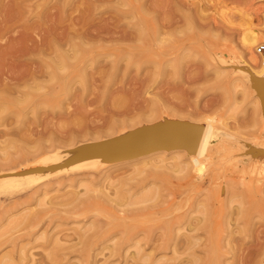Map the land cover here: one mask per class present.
Here are the masks:
<instances>
[{"label": "rangeland", "instance_id": "obj_1", "mask_svg": "<svg viewBox=\"0 0 264 264\" xmlns=\"http://www.w3.org/2000/svg\"><path fill=\"white\" fill-rule=\"evenodd\" d=\"M18 1L0 0V174L16 170L0 181V264H264V105L244 69L261 63L264 0H20L23 11ZM252 27L251 51L240 38ZM147 105L211 118L201 171L169 152L44 170L57 149L83 156L156 123L132 119Z\"/></svg>", "mask_w": 264, "mask_h": 264}, {"label": "bare ground", "instance_id": "obj_2", "mask_svg": "<svg viewBox=\"0 0 264 264\" xmlns=\"http://www.w3.org/2000/svg\"><path fill=\"white\" fill-rule=\"evenodd\" d=\"M20 1V0H19ZM19 1H18V3H17V6H18V4H19ZM54 2H55V0H53ZM53 1H52V3H53ZM58 1V0H57ZM74 1V0H73ZM90 1V0H89ZM9 2V1H8ZM32 2V1H31ZM6 3V2H5ZM33 3V2H32ZM91 2H89V3H87V4H90ZM8 4V3H7ZM6 4V5H7ZM9 4H11V2L9 3ZM13 4V3H12ZM25 4H27V3H25ZM51 4V3H50ZM49 4V5H50ZM61 4H63V3H61ZM20 5V4H19ZM27 5H29V4H27ZM54 5V4H53ZM56 5V4H55ZM59 5V4H58ZM15 6V5H14ZM25 6V5H24ZM30 6V5H29ZM33 6H34V4H33ZM51 7H53L52 5H50ZM57 6V5H56ZM56 6H54V7H56ZM68 6V5H67ZM23 7V6H22ZM22 7L21 8H19V6H18V8L19 9H21L22 11H23V9H22ZM8 9L10 8L9 6L7 7ZM16 8V7H15ZM14 8V9H15ZM25 8H27V6L25 7ZM30 8V7H29ZM28 8V11H30L31 9H29ZM31 8H33V7H31ZM57 8H59V7H57ZM147 8V7H146ZM13 9V8H12ZM49 9V8H48ZM54 9V8H53ZM86 9V8H85ZM84 9V10H85ZM117 9V8H116ZM27 10V9H26ZM47 10V9H46ZM55 10V9H54ZM89 10V9H88ZM14 11V10H13ZM61 11V10H60ZM66 11V10H65ZM86 11H87V9H86ZM148 11V10H147ZM5 12H6V10H5ZM4 12V13H5ZM47 12V11H46ZM81 12H83V11H81ZM117 12V11H116ZM123 12V11H122ZM20 13V12H19ZM88 13V12H87ZM5 14H7V13H5ZM4 14V15H5ZM14 14H15V12H14ZM23 14V13H22ZM89 14V13H88ZM19 15V14H18ZM25 15V14H24ZM41 15V14H40ZM45 15V14H44ZM61 15V14H60ZM8 16V15H7ZM6 16V17H7ZM22 15L20 14V17H21ZM78 16V15H77ZM10 17H11V14H10ZM15 18H16V16H14ZM66 17V16H65ZM80 17V16H79ZM83 17V16H82ZM86 17V16H85ZM24 18H26V16L24 17L23 16V19ZM41 18H42V15H41ZM62 18V17H61ZM88 18V17H87ZM147 18V17H146ZM22 19V18H21ZM34 19V18H33ZM56 19H58V18H56ZM64 19H66V18H64ZM17 21H18V19H16ZM36 20H38V19H36ZM45 20V19H44ZM73 20V19H72ZM84 20V19H83ZM102 20V19H101ZM150 20V19H149ZM148 20V21H149ZM8 21V20H7ZM64 21V20H63ZM62 21V22H63ZM66 21V20H65ZM79 21V20H78ZM85 21V20H84ZM104 21H105V19H104ZM35 22H38V21H35ZM45 22H46V20H45ZM54 22H55V20H54ZM57 22V21H56ZM87 22H88V20H87ZM150 22V21H149ZM6 23V22H5ZM16 24H17V22H15ZM97 23V22H96ZM12 24H14V23H12ZM52 24H53V22H52ZM57 23H55V25H56ZM59 24H61V23H59ZM63 24V23H62ZM89 24V23H88ZM100 24V23H99ZM104 24V23H103ZM155 24V23H154ZM9 25H11V24H9ZM54 25V26H55ZM102 25V24H101ZM15 26V25H14ZM81 26H82V24H81ZM105 26V25H104ZM109 26V25H108ZM61 27V26H60ZM14 28V27H13ZM15 28H16V26H15ZM14 28V29H15ZM49 28V27H48ZM51 28V27H50ZM57 28V27H56ZM63 28H64V26H63ZM70 28V27H69ZM76 28V27H75ZM92 28H94L95 29V27H94V25H93V27ZM109 28V27H108ZM7 29H8V27H7ZM6 29V30H7ZM55 29V28H54ZM77 29V28H76ZM94 29H93V31H94ZM98 28H96V30H97ZM50 30V29H49ZM63 30V29H62ZM87 30V29H86ZM100 30H102V29H100ZM106 30V29H105ZM9 31V30H8ZM47 31V30H46ZM55 31V30H54ZM79 31V30H78ZM77 31V32H78ZM115 31V30H114ZM59 32H61V31H59ZM67 32H69V31H67ZM85 32V31H84ZM97 32H99L98 30H97ZM105 32V31H104ZM109 32H111V33H113L112 31H109ZM50 33V32H49ZM156 33V32H155ZM27 34V33H26ZM89 34V33H88ZM98 34V33H97ZM104 34V33H103ZM106 34V33H105ZM105 34L103 35L104 37H106L107 36V34H106V36H105ZM110 34V33H109ZM116 34V33H115ZM141 34V33H140ZM154 34V33H153ZM53 35V34H52ZM56 35H57V33H56ZM72 35V34H71ZM91 35H93V34H90V35H88L87 37H89V36H91ZM120 35V34H119ZM122 35V34H121ZM24 36H26V35H24ZM28 36V35H27ZM26 36V37H27ZM96 36V35H95ZM99 36H100V34H99ZM103 36L101 37V38H103ZM116 36V35H115ZM114 36V37H115ZM145 36V35H144ZM53 37V36H52ZM68 37V36H67ZM75 37V36H74ZM77 37L78 38H81L82 40H84L83 38H84V36L82 35V34H78L77 35ZM93 37L94 36H92V39H93ZM97 37V36H96ZM111 37H112V35H111ZM121 37V36H120ZM23 38H25V37H23ZM23 38H21V39H23ZM44 38V37H43ZM95 38V37H94ZM118 38H119V36H118ZM131 38V37H130ZM259 38H260V36H259V33H258V31L257 30H255V29H253V27L252 28H247V29H245V31L243 32V34H242V36H241V38H240V41H242L243 42V44H245L248 48H250V50L252 51V47H253V45L259 40ZM3 39V38H2ZM111 39V38H110ZM17 40V39H16ZM15 40V41H16ZM28 40H30V39H28ZM56 40V39H55ZM67 40V39H66ZM104 40H106V39H104ZM119 40V39H118ZM145 39L143 38V41H144ZM154 40V39H153ZM25 41H26V39H25ZM42 41V40H41ZM53 41V40H52ZM56 41H58V40H56ZM55 41V42H56ZM85 41H86V39H85ZM84 41V42H85ZM89 41V40H88ZM135 41V40H134ZM146 41V40H145ZM22 42V41H21ZM30 42H31V40H30ZM43 42V41H42ZM54 42V41H53ZM147 42V41H146ZM26 43V42H25ZM28 43V42H27ZM36 43V42H35ZM58 43V42H57ZM68 43V42H67ZM145 43V42H144ZM21 44V43H20ZM22 44H24V43H22ZM39 44V43H38ZM37 44V45H38ZM41 44V43H40ZM86 44V43H85ZM27 45V44H26ZM44 45V44H43ZM56 45V44H55ZM57 45H59V44H57ZM68 45V44H67ZM150 45V44H149ZM12 46H14V45H12ZM20 46V45H19ZM27 46H29V45H27ZM49 46H50V44H49ZM21 47V46H20ZM30 48H31V46H29ZM57 48H60V45H59V47L58 46H56ZM86 47V46H85ZM7 48V47H6ZM17 48H19V47H17ZM23 48V47H22ZM99 48V47H98ZM134 48H136V47H134ZM36 49V48H35ZM2 50V49H1ZM0 50V51H1ZM79 49L77 48V51H78ZM129 50V49H128ZM130 50H132L131 48H130ZM10 51V50H9ZM21 52V49H19L18 50V52ZM27 51H29L28 50V47H27ZM30 51H31V49H30ZM70 51H71V49H70ZM17 52V53H18ZM22 52H24V51H22ZM21 52V53H22ZM58 52H61V51H59L58 50ZM57 52V53H58ZM154 52V51H153ZM1 53H3V52H1ZM32 53V52H31ZM37 53V52H36ZM254 55L256 56V57H258V55L255 53V50H254ZM59 54V53H58ZM65 54V53H64ZM63 53L61 54L62 56L64 55ZM223 54V53H222ZM222 54H220L219 52H218V57H219V61L221 62V63H224V56L222 55ZM2 55V54H1ZM60 55V54H59ZM133 56L135 57V58H138V60H140V59H144L146 56L143 54H141V51H137V49H135L134 51H133ZM5 57V56H4ZM7 57V56H6ZM10 57V56H9ZM19 58V57H18ZM17 58V59H18ZM152 58V57H151ZM150 58V59H151ZM91 59V58H90ZM120 59V58H119ZM254 59V58H253ZM1 60V59H0ZM4 60V59H3ZM68 61H69V59H67ZM71 60V59H70ZM92 60V59H91ZM149 60V59H148ZM252 60V59H251ZM6 61H7V58H6ZM16 61V60H15ZM33 61V60H32ZM34 61H35V59H34ZM37 61V60H36ZM67 61V62H68ZM76 61V60H75ZM156 61V60H155ZM255 63H256V60H253ZM69 62H72V61H69ZM128 62V61H127ZM146 62V61H145ZM2 63H4L3 61H2ZM56 63V62H55ZM66 63V62H65ZM64 63V64H65ZM99 63H100V61H99ZM131 63V62H130ZM130 63H129V65H130ZM138 63V62H137ZM142 63H143V61H142ZM254 63V64H255ZM4 64H6V63H4ZM10 64V63H9ZM13 64V63H12ZM57 64V63H56ZM55 64V65H56ZM70 64V63H69ZM68 64V65H69ZM72 64V63H71ZM70 64V65H71ZM73 64H74V62H73ZM139 64V63H138ZM148 64V63H147ZM67 65V64H66ZM132 65H134V64H132ZM246 65V64H245ZM3 65H1V68H3L2 67ZM36 66V65H35ZM58 65H56V67H57ZM127 66H128V63H127ZM135 66H136V62H135ZM247 67H244V69H245V72L247 73V75H248V77H249V81H250V83H251V86H252V88L255 90V91H257L259 94H260V96H261V98H262V100H263V105H264V66L260 63V65L258 66H256V67H253L251 64H248V65H246ZM5 67H7L6 65H5ZM37 67H39V66H37ZM67 67H69V66H67ZM11 68V67H10ZM35 68V67H34ZM44 68V67H43ZM52 68V67H51ZM50 68V69H51ZM70 68V67H69ZM12 69V68H11ZM17 69V68H16ZM28 69H30V68H28ZM42 69V68H41ZM82 69L85 71L86 69H84L83 67H82ZM8 70V69H7ZM52 70V69H51ZM51 70H49V71H51ZM11 71L12 70H10V72L9 73H11ZM17 71V73H18V69L16 70ZM30 71H31V69H30ZM42 71V70H41ZM88 71V70H87ZM25 72H27V70H25ZM24 72V73H25ZM35 72V70L34 71H32V73H34ZM59 72V71H58ZM8 73V74H9ZM27 73H29V71L27 72ZM36 73V72H35ZM3 74H4V72H3ZM51 74V73H50ZM77 74V73H76ZM80 74H82L81 73V70H80ZM87 74V73H86ZM53 75V74H52ZM6 76H9V75H6ZM19 76H21V74H19ZM18 76V77H19ZM24 76H25V74H24ZM57 76V75H56ZM80 76V75H79ZM30 77V76H29ZM31 77L33 78V80L34 79H38V78H40L41 76H38L37 74L36 75H34V74H31ZM81 77H82V75H81ZM4 79V78H3ZM27 79V78H26ZM54 79V78H53ZM11 81H13V79H10ZM21 80V79H20ZM80 80V79H79ZM85 80H87V78L85 79ZM5 81V80H4ZM74 81H75V79H74ZM81 81V80H80ZM1 82V81H0ZM84 82H86V81H84ZM104 82V81H103ZM7 83V85L9 86V84H8V81L6 82ZM10 83V82H9ZM12 83V82H11ZM21 83V82H20ZM20 83H19V80H16L15 82H13V84L12 85H16V86H19L20 85ZM83 83V82H82ZM61 84V83H60ZM11 85V84H10ZM22 86V85H21ZM60 86V85H59ZM3 88V87H2ZM6 88V87H5ZM4 88V89H5ZM7 89V88H6ZM3 90V89H2ZM71 90V89H70ZM148 91V90H147ZM3 92H4V90H3ZM3 92H2V94L0 93V95H2L3 96ZM72 93V92H71ZM5 94V93H4ZM20 94V93H19ZM6 95H7V93H6ZM5 96V95H4ZM8 98H10V96H7ZM18 98V97H17ZM1 99H3V101H4V98H2L1 97ZM5 100H7V99H5ZM1 101V100H0ZM2 102V101H1ZM151 105V104H150ZM154 105V104H153ZM4 109V108H3ZM142 109H144V110H142ZM135 110H137V109H135ZM140 111V112H139ZM126 112H128L127 110H126ZM132 112V111H131ZM137 112V111H136ZM263 112H264V110H263ZM121 113V112H120ZM123 113H125L124 111H123ZM123 113H121L120 114V116L123 114ZM132 113H134V112H132ZM131 113V114H132ZM158 113V114H157ZM164 113V111L163 110H161V108H157V107H151V106H149V105H147V106H145V107H141V108H139L138 109V112L135 114L134 113V115H132V119H138V118H140V117H146L148 120H150V121H155L154 119L155 118H157L158 116H160V118L161 119H159V121H157L156 123H153V124H148L147 125V127L146 128H144L143 127V129H139V132L136 134H133V135H125L124 137H122V138H115V139H113V140H110V141H105V142H103L102 144H97V145H92V146H89L90 147V149L83 155V156H81V155H79L78 154V151H75V150H66V151H62V150H59V149H57V150H55V152L52 154V155H50V156H48L45 160H44V163L43 164H45V163H47L48 161H50V163H51V166H48V167H45V169L44 170H46L47 171V173L49 174L50 172H51V170H53V169H56V168H58L57 166V164H60V163H62V162H65V161H67V158H70L71 160H73V162H75L76 163V161L78 162L79 161V163L78 164H84V165H82L83 167L84 166H87V167H89V168H93L92 170H97V168L99 169L101 166H102V164H103V161L102 160H99L98 158H99V155H104L105 157H113V159L114 160H121V159H124V160H130V159H138V158H140V159H146V158H151V156H156V157H160V155H163L165 152H169L170 154H172V156L173 157H175V158H177V156H178V158L180 157V156H184L185 157V162H186V165L189 167V168H191L193 171H196V172H199V171H201L202 169H203V167H204V165H205V162L210 158V154H211V151H212V148H214L213 147V144H214V141H215V138H216V131H215V129H213V125H212V120H211V118H207L206 120V122L204 123V124H196V123H191V121H188V120H181V119H173V118H170L169 116H168V114L166 115L165 113ZM130 114V113H129ZM129 114H127V115H129ZM263 115H264V113H263ZM121 118V117H120ZM153 118V119H152ZM124 121V120H123ZM152 121V122H153ZM121 122L119 121V124H120ZM148 136H151V137H153V138H155L156 140H155V142H152V143H150V142H145V138H147ZM111 145H114L115 146V148L114 149H109L108 147L109 146H111ZM144 147H146V148H144ZM59 150V151H58ZM97 153V154H96ZM96 154V156H95V158H92V159H87L86 157H93V155H95ZM80 157H82L81 159H80ZM101 157V156H100ZM155 157V158H156ZM80 159V160H79ZM40 160V159H39ZM124 160H122V161H124ZM113 162H115V161H113ZM112 162V163H113ZM121 162V161H120ZM27 163V162H26ZM25 163V164H26ZM41 163V164H42ZM116 163H117V161H116ZM77 163L75 164V165H78ZM80 164V165H81ZM111 164V163H110ZM74 165V167H72V168H75L76 169V167L77 166H75ZM79 165V166H80ZM41 165H39L38 164V162L37 161H35V162H33V163H30V164H27V165H25L23 168H21V169H23L24 171H22L21 173L22 174H26L27 172H33V170L35 171V169H40L41 167H40ZM44 166V165H43ZM47 166V165H46ZM70 166H72V165H70ZM81 166V167H82ZM66 167H68V165L66 166ZM60 168H61V166H60ZM65 169V168H64ZM64 169H62L61 171H59V173H62V171H65ZM69 169V168H68ZM16 170H12V171H9V173L8 174H5V175H1L0 174V181H2V183H6V182H9V181H11L14 177H13V175H15V172ZM21 171V170H20ZM66 171H68V170H66ZM73 171V170H72ZM2 172V171H1ZM0 172V173H1ZM45 172V171H44ZM57 172V171H56ZM55 172V173H56ZM70 172V171H69ZM13 173V174H12ZM21 173L20 172H16V175H21ZM67 173V172H66ZM73 173V172H72ZM54 174V173H53ZM52 175V174H51ZM50 175V176H51ZM49 176V175H48ZM53 176V175H52ZM232 220V219H231ZM127 231V230H126ZM39 260V259H38ZM41 264V263H40Z\"/></svg>", "mask_w": 264, "mask_h": 264}, {"label": "built area", "instance_id": "obj_3", "mask_svg": "<svg viewBox=\"0 0 264 264\" xmlns=\"http://www.w3.org/2000/svg\"><path fill=\"white\" fill-rule=\"evenodd\" d=\"M255 53L260 58L261 64L264 66V42L258 43L255 48Z\"/></svg>", "mask_w": 264, "mask_h": 264}, {"label": "water", "instance_id": "obj_4", "mask_svg": "<svg viewBox=\"0 0 264 264\" xmlns=\"http://www.w3.org/2000/svg\"><path fill=\"white\" fill-rule=\"evenodd\" d=\"M144 148H146V147H144Z\"/></svg>", "mask_w": 264, "mask_h": 264}]
</instances>
